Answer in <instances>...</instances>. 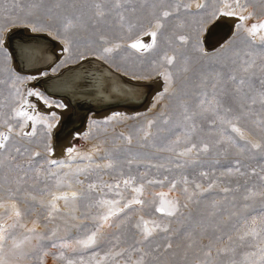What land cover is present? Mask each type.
Instances as JSON below:
<instances>
[{
    "label": "rangeland",
    "instance_id": "obj_1",
    "mask_svg": "<svg viewBox=\"0 0 264 264\" xmlns=\"http://www.w3.org/2000/svg\"><path fill=\"white\" fill-rule=\"evenodd\" d=\"M33 2L35 0H0V133L9 137L6 149H0V161L4 164L0 168V205H3L0 206V227L6 229L8 237L0 258L6 264H69V261L72 264H233V261L262 264L257 245L264 247V231L261 230L264 218H260L264 197L257 195L248 201L242 197L249 189L264 191V123H257L264 121V112L257 103L253 106L256 115L239 122L247 140L262 145L261 149L240 153L230 145H216L220 121L210 114L200 115L196 105L202 91L211 95V83L218 78L221 84L217 91L223 89L226 93L224 106L232 108L234 113L240 111L239 104L244 101L233 91L228 76L234 72L238 77L242 75L235 70L241 58H247L245 52L251 51L258 65L264 64L260 56L264 48L259 40L264 30L257 34L255 43L251 42L247 31L253 24L264 23V0H239L240 8L235 7V0H226L240 15L250 18L234 27L231 39L212 52L204 51L200 37L207 23L213 20L210 14L223 8L221 0H120V8L115 7L116 0H43L41 6L28 15V5ZM198 2L204 5L199 8L202 14L194 15L190 4ZM97 3L105 12L103 17L96 15ZM164 11L171 15L164 17ZM68 21H72V26L65 30ZM157 23L163 26L158 28ZM19 26L30 30L35 26L39 30L33 32L55 35L71 60L84 54H92L85 56L87 58L99 55L129 74L162 77L164 83H154V89L158 86L159 99L143 112L89 121L86 132L72 137L69 148L74 151L55 156L53 143L58 144L63 139L54 141L48 123L38 121L35 130L29 133L23 117L15 115L16 107L24 102L23 84L27 80L14 73L8 55L2 52L5 47L1 39ZM151 30L156 35L149 49L139 52L131 47L137 37ZM181 36L186 40L182 41ZM105 48L112 51L106 53ZM165 56L175 59L169 64ZM185 66L188 72L182 71ZM168 73L172 74L171 80L166 78ZM217 73L221 76L216 77ZM256 75L264 77V72L257 69ZM162 102L164 109L160 110L158 106ZM183 105L197 113L193 121H184ZM168 117L169 123L163 124ZM149 121H155L151 129H148ZM190 123L196 124L195 131L190 133L191 143L197 145L192 154L177 155L190 146L183 142L174 146L176 151L160 150L167 143L165 138L174 139L176 134L189 132L185 125ZM178 124L181 127L177 129ZM161 128L175 132L158 134ZM145 131L152 133L147 140L143 139ZM228 132L236 136L230 129ZM129 136L131 143L126 139ZM184 139L181 135V141ZM237 140L240 145L245 143L238 137ZM205 143L209 145L206 153L202 151ZM16 148H20L23 155L17 153ZM89 156L90 160L84 158ZM53 160L58 163L51 164ZM237 160L241 172L245 173L243 176L235 171ZM109 163L112 167L106 166ZM16 164L21 165L23 171L16 169ZM228 167L233 168L231 174L226 171ZM201 172L208 175L201 176ZM185 176L189 181L187 185L182 182ZM125 180L129 183L125 184ZM192 181L201 187L196 189ZM210 183L213 188L205 191ZM185 187L189 190L187 194L183 191ZM137 188L142 189L141 192H137ZM224 188L232 191L224 193ZM73 192L77 193L75 199ZM191 193L195 195L188 200ZM65 194L68 201L56 199L58 210L53 211V198ZM137 199L142 203H133ZM162 200L187 203L188 207H181L180 213L170 217L157 211ZM212 201L218 203L217 209L211 208ZM245 203L251 207L245 209ZM126 204L130 207H125ZM164 207L167 210L168 205ZM121 208L123 212H119ZM109 210H116L117 215L104 222L102 217ZM16 211L20 216H16ZM212 211L216 212L214 217L209 215ZM233 212L237 215L232 216ZM253 215L258 217L255 225L250 220ZM241 218L249 219L241 234L255 227L259 236H248L243 242L237 240L232 226ZM144 222H148L147 229H152L155 222L161 228L167 226L169 231L165 233L157 228L145 240ZM101 224L95 245L85 248L77 243ZM29 229L35 231L29 232ZM226 234L233 236L231 244L226 239L216 241V236ZM25 236L32 239L24 241ZM13 237L17 243L24 241L19 248L13 246ZM169 242L173 245L171 249L166 248ZM53 243L56 247H51ZM229 247L235 251L219 252ZM209 248L211 256L205 254Z\"/></svg>",
    "mask_w": 264,
    "mask_h": 264
},
{
    "label": "bare ground",
    "instance_id": "obj_2",
    "mask_svg": "<svg viewBox=\"0 0 264 264\" xmlns=\"http://www.w3.org/2000/svg\"><path fill=\"white\" fill-rule=\"evenodd\" d=\"M198 3H192L191 5V11H193V14H202L201 9L199 11V8L197 7ZM227 11V9H223ZM236 11V10H235ZM237 12V11H236ZM240 14L237 12L236 16H223L218 15L215 19L211 20L207 23L204 31L201 33V42H202V48L205 52H212L215 49H219L222 46H224L232 37L233 35V28L240 26V24L243 25V22L239 19ZM220 20V23L217 24L216 27H218L219 24L225 23L228 24L232 30L229 35V37L224 40L221 44H219L216 48L209 50L206 47L205 44V36L206 31L209 25L215 21ZM219 28H214V30L211 31L209 34L211 38L216 37L218 35ZM12 31L9 30L1 39L2 46L5 47V50L3 49V53L8 55V60L11 68L13 69L14 73L18 77H25L27 82L23 84V98L24 102L23 104L16 107L15 112L23 111L28 114V116L34 117L35 119H27L25 116H22L24 125L28 127V132L35 130V125L38 123V121L43 120L44 122L48 123V125H51L50 130L53 132V139L54 141L62 140L60 143L55 144L53 143V149L55 156L57 154H65L68 151L69 144L71 142V139L74 135L83 133L87 126L89 125V121L93 119H101V118H112L117 116H127L129 114L137 113L142 110H147L150 108L155 100L159 99V92H158V86L156 89H152L150 92L151 94L148 97L147 102L144 104L141 108L132 109L130 107H115L111 109H107L101 112H90L86 115L87 118H85L84 123L80 126L79 115H75L73 119L66 124V126L63 124L71 117V111L73 108V104L76 107H80L81 104L84 108L82 102L85 100L89 106H91V101L93 102H102V101H134L138 100L143 92L144 89L136 88V87H130L128 85L123 84L116 75H113L110 71L105 69L103 66L99 64H87L84 66H80L77 68L69 69L68 71L61 74L64 70L67 68H70L69 66L84 60L85 56L92 55V54H84L77 60H71L70 55H67V49L63 46L61 42H59L58 38L51 34L53 38L57 40L58 48H56V52L59 53V60L54 64H49L50 66L43 69H38L34 71H29L27 68H34L37 65L41 64L42 62H46L47 59H50V55L43 47V43H40L37 40H27L22 41L18 40V38L14 37L11 39L12 46H9V40L8 35ZM28 32H33L30 29H27ZM26 31V33H28ZM154 31L151 30L148 33H145L144 35H140L137 37L138 39L133 43H142L144 45H149L153 41V36L150 34ZM224 32V31H223ZM37 33V32H35ZM47 34V33H45ZM50 36V34H47ZM45 44V43H44ZM210 45V44H209ZM135 49V48H134ZM146 48L143 49H136L139 52H144ZM149 49V48H148ZM15 51L17 57H15ZM98 56L100 59L105 60L106 64L118 72H124L131 77H126L124 75V78L131 80V81H138V82H153L158 84L160 82L164 83V79L162 77H156V74L152 75H133L125 72L124 70L118 68L117 66L111 64L109 61H107L104 57ZM97 57V58H98ZM21 58V59H20ZM18 59L19 63L23 64L22 70L20 71L18 69ZM49 62V61H47ZM61 74V75H59ZM59 75V76H58ZM137 78V79H136ZM142 78V79H141ZM136 79V80H135ZM150 79V81H149ZM166 81V80H165ZM188 85V84H187ZM155 87V86H154ZM49 92L47 91V89ZM161 88V87H159ZM190 90V89H189ZM38 92L40 93L47 101L48 104L45 105L44 101L41 100L37 96H28V92ZM52 91V92H51ZM51 93V94H50ZM191 93V91H190ZM65 94L69 95L70 98L65 96ZM191 95V94H190ZM190 97V96H189ZM71 99V100H70ZM195 99V97H193ZM88 100V101H87ZM133 103V102H132ZM87 105V106H88ZM160 105V104H159ZM158 109H164V102L161 103L160 106H158ZM15 113V115H17ZM54 115V117H53ZM21 117V116H20ZM56 117V119H54ZM77 119V120H76ZM63 125V130L61 126ZM80 126V127H79ZM79 127L78 130L73 131L75 128ZM86 132V131H85ZM53 141V142H54Z\"/></svg>",
    "mask_w": 264,
    "mask_h": 264
},
{
    "label": "snow or ice",
    "instance_id": "obj_3",
    "mask_svg": "<svg viewBox=\"0 0 264 264\" xmlns=\"http://www.w3.org/2000/svg\"><path fill=\"white\" fill-rule=\"evenodd\" d=\"M42 3H43V0H35V2L30 3L28 5V7H29L28 15H31L32 14L31 10L39 8ZM221 3L223 4V8H217L215 11H213L210 14L213 19L216 18L217 13H219L220 15H223V16H236L237 15V12L235 11V8H234L233 4L227 3L226 0H221ZM17 6H19V5H17ZM121 6L122 5H121L120 0H116L115 7L116 8H120ZM57 7H59V5H57ZM188 7H190V5ZM197 7L198 8H203L204 5L203 4H197ZM235 7L236 8L242 7V5L240 4L239 0H235ZM95 8L97 9L96 15L98 17H103L105 15V12L102 10L101 5L99 3L95 4ZM223 9H227V11H225ZM132 11H135V9L133 8ZM169 15H171L170 12H168V11H164L163 12V16L164 17H168ZM249 18H250V16H244V15H240L239 16V19L241 21L247 20ZM121 19H123L122 15H121ZM71 26H72V21H68V23L65 25V30H67ZM156 26L159 28V27H162L163 25L157 23ZM38 30H39L38 28H36L35 26H32V31H38ZM262 30H264V23L253 24L251 26V28L247 29L252 43H255L257 34L260 33ZM150 35L155 37L156 33L153 32ZM180 39L182 41L186 40V38L183 37V36H181ZM259 40H260V46L262 48H264V35H260L259 36ZM131 47L135 48V49H143V48H148V47H151V46L144 45L142 43L137 42V43L131 44ZM104 51L106 53H108V52H111L112 49L111 48H105ZM260 56H261V59H264V52H262L260 54ZM244 57H247V58L246 59L245 58H241L239 67H238V69L235 70V71H239L240 73H242V75H240L238 77L235 74V72H234L233 74H230L228 76V80L233 85V91L235 93L239 94L241 96L242 100L244 101V103H240L239 104L240 111L238 113H234L232 108L224 106L223 97H224V95L226 93L224 92L223 89H221L220 91H217L218 86L221 84V80L218 79V78H214L212 83H211V89H212L211 95H209V92L206 91V90L202 91L200 93V96H199V99H198V103L196 105V107L198 109H200V113H199L200 115L203 116L205 114H210V115L216 117L220 121L221 130L219 132V139H217L215 141L216 145H218V146L222 145V144L230 145L232 147L237 148L240 153H243L245 151H252L253 149H261L262 145L259 144V143H252L251 141H248L247 138H246V135H245V130L238 126L239 122L242 119H246V118H248V117H250L252 115H256V113L253 110V106H255L257 103H259L261 105L260 111L264 112V77H258L256 75V70L257 69L260 72H264V64L258 65L257 64V60H256L254 54L251 51L245 52L244 53ZM165 59L167 60V62L169 64H171L175 58L174 57L165 56ZM182 71L183 72H188L189 68L187 66H185L182 69ZM220 76H221L220 73L216 74V77H220ZM166 78L171 80L172 74L168 73ZM254 81H255V83H254ZM204 83L205 84L208 83L207 79L204 80ZM257 83H258L259 87H256ZM28 96H37L41 100L44 101L45 105L48 104V101L38 92L29 91L28 92ZM16 114L18 116H25L27 119H35L34 117L28 116V114L26 112H23V111H19ZM196 115H197V113L189 111V108H188L187 105H183L182 116H183L184 121L191 122V121L194 120V117ZM169 119H170V117L165 118L163 120V124L167 125L169 123ZM257 123H264V121H257ZM153 124H155V121H149L148 122V129H151ZM224 125H227V128H224L223 127ZM48 127L51 128V125H48ZM180 127L181 126L179 124L176 125L177 129L180 128ZM185 127H188L190 131L189 132H181L179 134H176L174 139L165 138L167 140V143L164 144L160 148V150L161 151H170V152L171 151H176L174 146L180 144L181 142H183L185 144H190V146L184 148V150H182V151H179L177 153V155L179 157H185V156H189L190 154H192L193 150L197 149V145H196V143H191L192 136H191L190 133L195 131L196 124L195 123H190V124L185 125ZM229 129H230L231 133H235L236 134L235 137L233 135L229 134V132H228ZM164 131H168L170 133L175 132L174 129H163V128H161V129L158 130V134L161 133V132H164ZM151 135H152L151 131H145L143 139L147 140L148 137L151 136ZM181 135H183L185 137V139L183 141H181ZM237 137H238L239 140L245 141V143L243 145H240L238 143ZM8 138L9 137L7 135H4V134L0 133V149H6L7 146H6L5 142L8 140ZM126 139L128 140L129 143H131V140H132L131 136L127 137ZM15 151L17 153H20L21 155H23V153H21L20 148H16ZM25 151H27V150H25ZM73 151H74V149H71V148L68 149V153L69 154H71ZM202 151H204L205 153L208 152L209 151V145L205 143L203 145ZM198 154H199V150H197V155ZM35 155L39 156L40 154L36 153ZM84 158L85 159H89V160L91 159L90 156L89 157H84ZM12 159L14 160L15 157H12ZM57 163L58 162L55 161V160L51 161V164H57ZM193 163H195V161H193ZM239 163L240 162L237 160L236 161L237 167L235 168V171L237 173H239L241 176H243V175H245V173L241 172L240 167H239ZM106 166L107 167H112V165L110 163L108 165H106ZM3 167H4V164H3L2 161H0V168H3ZM61 167H63V165H61ZM15 168L20 170V171H23V167L21 165H19V164H16ZM226 171L229 174H231L233 172V168L232 167H228L226 169ZM200 175L206 177L208 175V173L201 172ZM19 179L23 180L24 178L20 177ZM182 182L185 185H187L189 183L187 176L183 177V181ZM124 183L128 184L129 181L125 180ZM149 183H153V181H149ZM192 183L195 184V188L196 189H199L201 187L200 184L195 183V181H192ZM118 186L119 185H117V187ZM175 186H176L175 183H173L172 187L175 188ZM213 186L214 185L210 183L209 186H208V189H206L205 191H211ZM141 190L142 189H140V188L136 189L137 192H141ZM183 191L187 194L189 190H188L187 187H185L183 189ZM230 191H232V189H230V188H224L223 189L224 193H228ZM193 195H195V193L189 194L188 197H187L188 200H191ZM257 195L264 197V191H262V192H253L252 190L249 189V190H247V194L243 195L242 199L244 201H248V200L252 199L253 197H255ZM76 197H77V193L73 192L72 193V198L75 199ZM60 198H63L66 202L68 201L67 194H65L63 197H54L53 201L51 202V208H52L53 211H57L58 210L57 207H56L55 200L56 199H60ZM225 199H227V197H225ZM111 203H116V202H111ZM133 203L140 204V203H142V201L137 199V200L133 201ZM165 204L168 205L167 210L164 207ZM0 206H3V205H0ZM125 207H130V204H126ZM181 207L187 208L188 205H187V203L181 205L179 201H164V200H162L161 206L157 209V211L164 212L167 216L172 217V216H176L178 213H180ZM217 207H218V203L216 201H212L211 208L212 209H217ZM243 207L245 209H248L251 206L249 204L245 203L243 205ZM13 208H15V205H13ZM123 211H124L123 208L119 209V212H123ZM253 211H255V209H253ZM15 214H16V216H20V212L19 211H16ZM50 215H51V213H50ZM115 215H117V211L116 210H109L108 214H106V215H104L102 217V220L104 222H107L110 216H115ZM209 215L214 217L216 215V212L212 211V212L209 213ZM231 215L232 216H236L237 213L233 212V213H231ZM260 218H264V209L260 210ZM257 219H258L257 216H255V215L251 216L250 217L251 224L255 225L256 222H257ZM147 223L148 222H144L146 229H147ZM153 223H154V227L152 229H147L146 230V234L144 235V239L145 240L149 239V237H151L154 234L155 229L161 228L160 224L155 223V222H153ZM248 223H249V219L248 218H241V219H238L237 222L232 226L233 229L235 230V232L237 233V240H239L240 242L245 241L248 236L257 237L260 234L255 227H253V228H251V229H249L247 231H243V233L241 234V229L245 228L248 225ZM102 226H103V224L97 226L96 230L93 231L91 233V235L87 236L84 239L78 240L77 243L82 245L85 248L90 247L92 245H95L96 244V237H97V235L99 233L100 227H102ZM139 226L140 225H136V227H139ZM11 227H15V225H12ZM161 230L163 232L167 233L169 231V228L167 226H164V227L161 228ZM261 230L264 231V227H262ZM28 231L29 232H34L35 229H29ZM5 232H6V229L3 228V227H0V252H3V250H4V242H5L6 239H8V237L5 235ZM53 235H55V233H53ZM189 235H190V233H189ZM12 239H13V246L15 248H19L20 245L24 241H29V240L32 239V237L25 236L24 237V241H21L20 243H17L15 241V237H13ZM215 239L218 242H222V241H224L226 239L231 244L232 241H233V236L231 234H226L225 236L218 235V236L215 237ZM63 246L64 247H68L69 245H63ZM51 247H56V245L53 243L51 245ZM172 247H173V245H172L171 242L167 243V245H166L167 249H171ZM189 247H191V244H189ZM257 247L259 248V260H260V262H262V264H264V247H260L259 245H257ZM229 251H233L234 252L235 248L229 247V248H221V249H219V252H223V253H227ZM120 254L121 253H117V255H120ZM205 254L208 255V256H211V248H209L208 251ZM251 255H256V253H252ZM0 264H6V262L2 258H0ZM69 264H72V262L69 261ZM233 264H236V262L233 261Z\"/></svg>",
    "mask_w": 264,
    "mask_h": 264
},
{
    "label": "water",
    "instance_id": "obj_4",
    "mask_svg": "<svg viewBox=\"0 0 264 264\" xmlns=\"http://www.w3.org/2000/svg\"><path fill=\"white\" fill-rule=\"evenodd\" d=\"M218 23H220V20H215L207 28L206 36H205V44H206V47L209 50H212V49L216 48L219 44H221L224 40H226L229 37L230 33H231V27L228 24H225V23L221 22V24H219L218 27H216ZM214 28L215 29L219 28L218 29L219 31H217L219 33H218V35L216 37L211 38L209 34L211 33L212 30H214ZM26 31H27V29L25 28V26H19V27L15 28L12 32H10V34L8 35V39H10V38L13 39L14 37H16V38H18V40H22V41L23 40L27 41V40H31V39L37 40V41H40V42L45 41L44 43L46 45H48V46L53 44L52 43L53 40H51L50 36L47 35V34H37V33H34V32H28V31H27L28 33H26ZM11 39L9 40L8 44H9V46H11L13 48ZM41 40H43V41H41ZM13 52L15 53L14 50H13ZM15 57H17L16 53H15ZM20 59H18V64H19L20 67H22L24 65L19 63ZM51 62L53 63L54 59H52ZM87 64H99V65L103 66L105 69H107L108 71H110L113 75H116L118 78H120L121 79L120 81L123 84L128 85L130 87H136V88L144 89V92H143L142 96L138 100H136V102H135V99H136V97H135L134 101H128V102L127 101H102V102H100V101L99 102L91 101V106H89L88 104H85L87 102L85 100H83L82 102H84V104H83L84 108H80V107H82L81 104L79 105L80 107H76L73 104V108H72V111L70 113L71 114L70 119L67 120L65 123H63L65 126H66V124H68V122H70L73 119V117L75 115H77V116L79 115L80 119H79L78 122H80V126H81L84 123L85 118H87L86 115L88 113H90L91 111L98 113V112H101V111H104V110H107V109L120 107V106L130 107L132 109L133 108L134 109L141 108L147 102L148 97L151 94L150 92H152L151 90L155 86V84L135 83V82H133L131 80H128V79L124 78L121 74L115 73L104 62L99 61L97 59H87V60H84L83 62H80L79 64H77L74 67L73 66H69L70 68H67L61 74H63L64 72L68 71L69 69L77 68V67H80V66L82 67V66L87 65ZM50 65L46 64L45 67H42L41 69L47 68ZM33 69H36V68L34 67V68H31V69H27V70L30 71V70H33ZM61 74H59V75H61ZM47 91L49 92L48 89H47ZM65 96L70 98L69 95H67V94H65ZM79 127L75 128L73 131L78 130ZM61 128L63 130V125L61 126Z\"/></svg>",
    "mask_w": 264,
    "mask_h": 264
}]
</instances>
